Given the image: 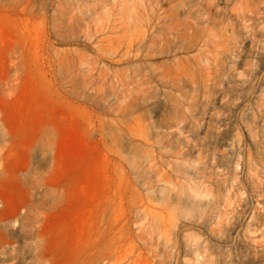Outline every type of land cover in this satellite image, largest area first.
Masks as SVG:
<instances>
[{"label": "rangeland", "instance_id": "374dc122", "mask_svg": "<svg viewBox=\"0 0 264 264\" xmlns=\"http://www.w3.org/2000/svg\"><path fill=\"white\" fill-rule=\"evenodd\" d=\"M0 264H264V0H0Z\"/></svg>", "mask_w": 264, "mask_h": 264}]
</instances>
